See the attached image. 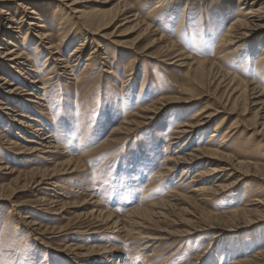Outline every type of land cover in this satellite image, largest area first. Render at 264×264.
Listing matches in <instances>:
<instances>
[{"label":"rangeland","instance_id":"rangeland-1","mask_svg":"<svg viewBox=\"0 0 264 264\" xmlns=\"http://www.w3.org/2000/svg\"><path fill=\"white\" fill-rule=\"evenodd\" d=\"M73 1L78 3L74 5ZM117 1L69 0L61 5L56 0H24L17 2L18 6L13 2L9 4L18 11H21L20 6L26 4L38 7L48 14L52 22L51 31H56L57 24L62 23L70 32L67 42L64 43L67 45L66 54L70 53L84 37L87 38L77 66V73L82 74L79 81H76L75 75L49 76L51 85L47 91L49 98L52 99V117L56 123L52 130L58 135L57 142L63 149L61 152L64 153L63 156L55 157V161L60 163L72 158L73 161H82L85 167L82 173L58 182L65 184L67 189L64 192L73 195L74 201L80 203L93 192L95 199L103 203L105 210H111L118 216H124L136 207L151 204L165 197L173 200L170 202L173 211L170 219L155 226L171 239L155 245L158 246L154 255L155 260L151 263L150 259L147 263L139 260L138 264H230L238 255L240 258L255 255L262 248L256 246L251 235L248 234L252 230L257 231L258 228L264 227V223L254 228L242 227L235 232H229L231 228H237L236 225L227 226L232 218L215 219L213 215L240 207L242 202L255 191L264 189L263 181L251 176L246 177L238 191L227 192L213 198L210 195L197 196L191 191L196 188L195 183L191 182L197 169L192 170L185 177L181 176V170H178L169 175L166 181H160L155 188L150 184V177L163 161L165 154L169 156L174 151L173 147L165 151L164 146L167 136L179 122L176 120L177 114L188 108L190 111L184 114L188 118L205 106L212 107L220 100L224 91V87L216 91L213 82L204 90L203 96L195 98L189 106L184 107L186 103L176 100L180 96L176 94L175 89L186 87L188 78L192 74L186 67L179 66V63L171 64L173 62L169 59L171 57L156 56L164 46V42L157 39L163 36L166 41L175 43L182 51L189 54L193 60L215 64L212 75L215 71L229 72L239 80L248 81L264 90V64L261 67L258 64L260 52L264 49V33L248 37L235 52L230 53L219 48L221 33L236 18L233 4L237 0H205L204 2L189 0L193 6L186 12L182 11V6L180 7L184 0H165L164 7L156 13H153L151 8L159 0H128L134 13L138 14L140 20L148 24L156 34L152 31L145 33L141 28L131 27L130 24L122 25V22H115L105 30L97 34L93 33L94 35L79 27L73 14L75 8L85 9L88 18H98L99 15L115 12ZM70 3L72 5L69 6ZM2 10L7 12L6 8ZM28 27L24 26L18 31L25 32ZM95 50L96 52L91 54ZM88 57L91 60L89 67H86ZM126 74H129V80L125 78ZM2 75L6 74L2 73ZM8 77L14 84L21 83L19 81L21 79L25 84V79L19 77L17 73ZM6 90L5 86L0 88V98L6 94ZM157 99L162 100H159L156 109L146 119L133 116L138 124L130 131L117 135L116 140L113 141L114 127ZM8 104L13 106L11 103ZM21 104L25 103L21 102ZM28 105L32 106L31 103ZM241 105L239 104L240 107H237L238 110L236 109L234 113L219 109L222 113L210 123L205 132L202 130L192 136L193 142L187 149L201 146L210 139H212L211 144L217 143L226 128L234 121L241 120L243 126L230 141L229 145H232L230 151L238 161L245 158L251 163H256L261 170L264 169V159L260 158L262 155L257 156L259 139L255 135V130L260 129L256 124L258 121L252 113L243 115ZM3 106L0 105V109ZM15 110L51 124L48 121L49 111L44 114L35 108L23 110L19 104L16 105ZM222 118L226 120L222 124L221 133L218 134V138H211L214 134L213 129ZM15 124L0 110V131L16 142L17 146L19 145L17 150L25 146L31 147L15 137L16 130L12 128ZM15 152L0 140V161L8 168H12L15 173L7 174L8 170L0 171V189L7 196L6 201L0 203V264H73L59 256L57 254L59 251H55L62 250L72 239L59 240L55 237L57 231L49 232V228L65 226L67 219L75 220L81 210L71 209L64 221L43 219L37 215L38 213L35 214L33 206L36 197L31 193L30 188L23 185L32 178L28 174L30 170L35 167L51 168L52 164L37 157V153L18 156ZM145 158L151 160L154 165L147 164ZM136 165L137 167L134 168ZM18 173L20 180H15ZM257 187L261 188L257 189ZM43 194L45 193L38 194L37 198L44 196ZM23 213H29L28 215L36 218L37 222L42 220V226L48 227L46 231L44 227L39 231L44 235V245L31 237L26 239L28 232L19 219V215ZM193 215L198 218L195 219ZM37 216L40 219H37ZM204 227H208V230L189 234V237L180 235L184 231L201 230ZM147 233L152 236L156 234L153 231ZM99 234L95 237L81 236V239L77 237L75 241L85 247L95 242L115 244L123 250L120 261L133 263L131 253L139 249L132 247L136 242H114L110 240V234ZM225 239L229 240L226 244ZM154 247L140 252L138 256L141 258L149 256ZM234 250L238 251L235 256H233ZM221 252L225 253L222 259L219 257Z\"/></svg>","mask_w":264,"mask_h":264},{"label":"bare ground","instance_id":"bare-ground-1","mask_svg":"<svg viewBox=\"0 0 264 264\" xmlns=\"http://www.w3.org/2000/svg\"><path fill=\"white\" fill-rule=\"evenodd\" d=\"M20 1L24 0H0V88L2 89L4 86L7 88L6 94L0 98V105H4L0 110L3 115L10 117L16 123L15 126L12 125V128L16 130L15 137L31 147L25 146L26 148L21 147L22 149L18 148L19 150H17L19 145L17 146L16 142L8 138L2 131H0V140L13 149L14 152L16 151L15 155L37 153V157L45 159L46 163L52 164L51 168L42 169L35 167L30 170L28 172L29 176L32 177L30 181L25 180V182L21 179L25 182L23 186L30 188L31 193L36 197L33 210L35 214L38 213L37 215L40 218L59 219L60 221L66 220L65 218L71 209L78 208L81 210L75 220L67 219L65 226H52L49 228V232L57 231V236L55 237L59 240L72 239L62 250H55L59 251L57 254L67 262L73 264H88L90 262H94L93 264H127L126 260L120 261L123 250L115 244H98L95 242L91 246L85 247L75 241L77 237L81 239V236L91 235L95 237L99 233H105L106 235L110 234V240L114 242H136L132 247L139 249L131 253V259L134 260L132 264H138L139 260L147 263L149 259L151 263L155 260L154 255L158 249V246L155 245L171 239H168L169 235H164V232L155 228V226L170 219L169 217L173 212L170 202L173 200L165 199V197L151 204L136 207L124 216H118L111 210H105L103 203L95 199L96 196H94L93 192L80 203L73 200V195L64 192L67 187L65 184L59 183L58 180L62 181L68 177H73L77 173H82L85 167L82 161H73L72 158L60 163L55 161V157L63 156L64 153L61 152L63 149L57 142L58 135L52 130L56 123L52 117V99L49 98L47 89L51 85L49 76L52 74L59 76H62V74L75 75L76 81H79V77L82 74L77 73V66L80 63L81 53L84 50L87 38L84 37L70 53L66 54L67 45H64V43L67 42L70 32L60 22L57 24V30L51 31L50 24L52 22H50L48 14L32 4L20 6L21 11L16 10L14 6H9L10 2L18 6L17 2ZM56 1L64 5V2L69 0ZM109 1L112 0H106V2ZM71 3L69 6L72 5ZM73 3L75 5L78 2L73 1ZM117 4L115 12L99 15L98 18H88L87 11L78 7L74 9L73 14H75L79 27H83L92 35L105 30L115 22H122V25L130 24L131 27H139L145 33L152 31V28L140 20L138 14L134 13L133 7L128 0H118ZM164 5L165 0H159L152 6L151 11L156 13ZM181 6L182 11L186 12L193 4L189 0H184ZM233 6L236 9V18L234 17L235 20L221 33L220 44L218 45L220 46L219 48L230 53L239 49L248 37L257 33H264V0H237ZM4 8L7 9V12L2 10ZM24 26L29 27L25 32H19L18 30H21ZM152 32L155 33V31ZM166 40L163 36L157 39V41L164 42V46L156 56L159 58L171 57L169 58L173 61L171 64L179 63V66L186 67L187 71L192 74L188 78L186 87H177L175 89L176 94L180 96L176 100L183 101L186 103L184 107H187L195 98L203 96L204 90L213 82L216 85V91H219L220 87H224V91L220 100L216 105L214 103L212 107L205 106L188 118L185 116V113L190 111L188 108L181 110L184 111L183 113L180 111L177 114L178 119L176 120L179 122L171 130L170 135L167 136L164 146L165 151L170 150L171 147H173L174 151L169 156L165 154L157 170L151 174L150 184L152 188H155V185L159 184L160 181H166L169 175L176 173L178 170H181V176L185 177L194 169L197 170L192 177L191 183H195L196 188L191 191L195 192L197 196L210 195L213 198H217L224 193L238 191L242 183L245 182V178L250 176L264 183V169L261 170L256 163H251L245 158L238 161L233 155L234 153L230 151L232 149V145H229L230 141L234 139L240 127L243 126L241 120L234 121L230 127L226 128L223 134L219 136L217 143L211 144L210 140L212 139L209 138V142H205L201 146L197 145L190 150L187 149L193 142L192 136L202 130L205 132L210 123L222 113L219 109L234 113L242 102L243 115L252 113L253 117L258 121L256 124L260 129L257 128L255 130V135L259 139L257 156L262 155L260 158L264 159V90L259 89L248 81L239 80L229 72L223 71L224 73H221L215 71V74L212 75L215 64L193 60L189 54L182 51L175 43ZM95 52L96 50L91 54ZM90 60V57L86 59V67H89ZM258 64L260 67L264 64V49L260 52ZM258 64L257 67H259ZM2 73L6 75H2ZM15 73L25 79V84L22 79L19 81L23 84H14L11 79H8V75L13 76ZM126 77L129 80V74H126ZM159 100L162 99H157L152 102L153 104L151 103V105L149 104L137 110L114 127L113 141L116 140L117 135L130 131L138 124L133 119V116L137 115L136 117L140 116L142 119H146L156 109V104ZM21 102L25 104H21ZM28 103H31L32 106L28 105ZM18 104L21 105L23 110L35 108L40 113L49 111L48 121L51 124L39 121L34 116L19 113L21 111L15 110ZM225 120V118H222L213 129L214 134L211 138H218ZM52 156L54 158H51ZM144 160L147 164L154 165L151 160L149 161L146 158ZM0 164H2L1 161ZM2 170H8L7 174L14 173L12 168H8L7 165L3 164L0 166V171ZM19 174H17L15 180H20ZM40 193L45 194L37 198ZM6 197L3 190L0 189V203L6 201ZM28 214L19 215L22 225L28 232L26 239L31 237L40 242L41 245H44V235L39 233V231L41 227H44V231L48 230V227L46 225L42 226V220L37 222L36 218L34 219L33 216ZM38 216L37 219H40ZM193 216L195 219L198 218L195 215ZM213 217L215 219L232 218L228 221L230 222L228 223L229 225H226H236L237 228H231L229 232H235L242 229V227L254 228V226L264 223V189L255 191L252 196L242 202L240 207L216 213ZM210 220L212 221V219ZM206 230H208V227H204L201 230L184 231L180 235L181 237H189L194 233H201ZM149 231H153L156 234L153 236L149 235L147 233ZM248 235H251L250 237L253 239L254 244L262 249L258 252L256 251L257 253L251 257L244 256L240 258L238 255L230 264H264V227L258 228L257 231L256 229L252 230ZM35 237H38V239ZM97 239L99 238L97 237ZM139 241L142 243L137 244ZM224 242L226 244L229 240L225 239ZM152 247L154 248L149 256L142 258L138 256L140 252L150 250ZM233 252V256H235L238 251L234 250ZM224 256L225 253L221 252L219 257L222 259Z\"/></svg>","mask_w":264,"mask_h":264}]
</instances>
